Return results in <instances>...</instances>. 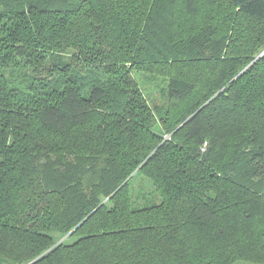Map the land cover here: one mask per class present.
Listing matches in <instances>:
<instances>
[{
	"label": "trees",
	"instance_id": "1",
	"mask_svg": "<svg viewBox=\"0 0 264 264\" xmlns=\"http://www.w3.org/2000/svg\"><path fill=\"white\" fill-rule=\"evenodd\" d=\"M239 261L264 264V0H0V264Z\"/></svg>",
	"mask_w": 264,
	"mask_h": 264
},
{
	"label": "rangeland",
	"instance_id": "2",
	"mask_svg": "<svg viewBox=\"0 0 264 264\" xmlns=\"http://www.w3.org/2000/svg\"><path fill=\"white\" fill-rule=\"evenodd\" d=\"M96 180V177L95 176H89L87 178V184H89L90 182L92 181H95ZM3 264H12V263H9V262H2Z\"/></svg>",
	"mask_w": 264,
	"mask_h": 264
},
{
	"label": "crops",
	"instance_id": "3",
	"mask_svg": "<svg viewBox=\"0 0 264 264\" xmlns=\"http://www.w3.org/2000/svg\"><path fill=\"white\" fill-rule=\"evenodd\" d=\"M234 264H263V263H256V262H243V261H239V262H236Z\"/></svg>",
	"mask_w": 264,
	"mask_h": 264
}]
</instances>
